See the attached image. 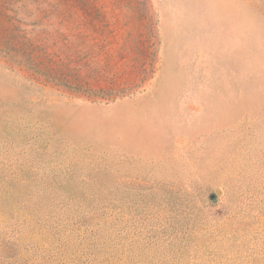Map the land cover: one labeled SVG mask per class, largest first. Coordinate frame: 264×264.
Instances as JSON below:
<instances>
[{
  "label": "rangeland",
  "instance_id": "rangeland-1",
  "mask_svg": "<svg viewBox=\"0 0 264 264\" xmlns=\"http://www.w3.org/2000/svg\"><path fill=\"white\" fill-rule=\"evenodd\" d=\"M0 264H264V0H0Z\"/></svg>",
  "mask_w": 264,
  "mask_h": 264
}]
</instances>
